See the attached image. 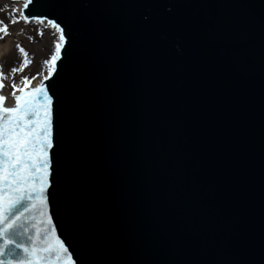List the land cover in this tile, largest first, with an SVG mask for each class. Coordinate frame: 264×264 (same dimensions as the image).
<instances>
[{
  "label": "water",
  "instance_id": "water-1",
  "mask_svg": "<svg viewBox=\"0 0 264 264\" xmlns=\"http://www.w3.org/2000/svg\"><path fill=\"white\" fill-rule=\"evenodd\" d=\"M24 12L65 35L43 83L49 215L73 260L264 264V0Z\"/></svg>",
  "mask_w": 264,
  "mask_h": 264
},
{
  "label": "snow or ice",
  "instance_id": "snow-or-ice-1",
  "mask_svg": "<svg viewBox=\"0 0 264 264\" xmlns=\"http://www.w3.org/2000/svg\"><path fill=\"white\" fill-rule=\"evenodd\" d=\"M34 2L23 0L19 17L25 24L29 18L24 9ZM12 11L15 13L16 9ZM32 15L37 17L35 13ZM36 23L43 25L45 20L36 18ZM47 24L60 35L55 53L45 61L48 71L43 80H48L56 71L65 40L58 22L48 19ZM0 33L7 35V27H0ZM19 51L27 56L23 48ZM24 63L29 61L25 59ZM11 71L16 73L18 69ZM30 85L28 77L23 78L21 86L12 85L13 107H6V97L0 94V264H78L69 247L57 236L49 215L53 98L43 82L35 87ZM3 88L0 82V91Z\"/></svg>",
  "mask_w": 264,
  "mask_h": 264
},
{
  "label": "rangeland",
  "instance_id": "rangeland-1",
  "mask_svg": "<svg viewBox=\"0 0 264 264\" xmlns=\"http://www.w3.org/2000/svg\"><path fill=\"white\" fill-rule=\"evenodd\" d=\"M21 0H0V27H7L8 34L0 33V50H6L0 57V73L3 74L2 83L4 90L10 93L12 85H21L23 78L28 77L31 82L42 77L47 66L45 61L51 59L55 46V37L52 28L47 24H37L36 22H28L25 24L17 14V4ZM13 8L16 12L13 13ZM13 19L16 20L13 23ZM38 33H42L39 35ZM23 48L27 56L19 51ZM25 59L29 61L25 65ZM23 67V70L20 71ZM17 68L16 73H12L11 69Z\"/></svg>",
  "mask_w": 264,
  "mask_h": 264
},
{
  "label": "bare ground",
  "instance_id": "bare-ground-1",
  "mask_svg": "<svg viewBox=\"0 0 264 264\" xmlns=\"http://www.w3.org/2000/svg\"><path fill=\"white\" fill-rule=\"evenodd\" d=\"M22 2L17 4V14L19 15V11L23 6V0H21ZM50 26V25H49ZM51 27V26H50ZM52 32H53V36L55 37V46H54V50L53 52L55 53V49H56V44L59 42V36L58 33L55 31V29L52 28ZM6 50V48H3L2 51L4 52ZM0 50V57L2 56L3 52ZM53 53V54H54ZM48 68L45 72V74L43 76H45L47 74ZM43 76L39 77L37 80H34L33 82H31L30 87H35L37 84L41 83L43 81ZM21 86V85H20ZM13 91V90H12ZM12 91L10 93H7L4 89H3V94L6 97V101H5V105L7 107H13L14 106V100L12 99ZM17 95H19L20 93L17 91L16 92Z\"/></svg>",
  "mask_w": 264,
  "mask_h": 264
}]
</instances>
